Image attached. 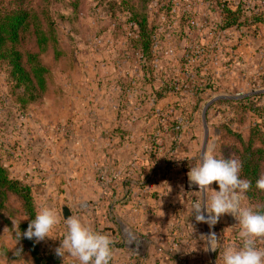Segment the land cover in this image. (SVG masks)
<instances>
[{
  "label": "rangeland",
  "instance_id": "rangeland-1",
  "mask_svg": "<svg viewBox=\"0 0 264 264\" xmlns=\"http://www.w3.org/2000/svg\"><path fill=\"white\" fill-rule=\"evenodd\" d=\"M17 1L2 0L0 9H17ZM226 3L240 21L222 30ZM30 4L16 45L30 81L18 84L0 60V164L9 177L31 188L36 210L55 209L64 236V208L109 235L111 264H222L200 237L215 233L221 252L239 247V225L230 214L211 227L197 222L192 203L212 192L189 187L187 173L205 151L223 159L235 144L229 131L244 140L253 128L264 132V0ZM136 19L152 34L150 50L134 40ZM36 29L48 35L44 54ZM28 55L47 69L44 91ZM238 194L242 207L260 208ZM27 221L17 196H0V264L19 258ZM4 242L16 243L11 256ZM255 245L264 250V237Z\"/></svg>",
  "mask_w": 264,
  "mask_h": 264
},
{
  "label": "clouds",
  "instance_id": "clouds-1",
  "mask_svg": "<svg viewBox=\"0 0 264 264\" xmlns=\"http://www.w3.org/2000/svg\"><path fill=\"white\" fill-rule=\"evenodd\" d=\"M242 166L239 160L217 158L211 151H205L200 161L190 167L187 177L189 187H196L204 193L211 191L212 195L202 201H194L191 215H195L197 222L207 223L210 227L225 214H230L237 221L239 247L227 246L221 252V241L215 233L200 237L206 241L207 251L219 250L222 264H264V250L255 245L257 238L264 237V213L241 206L238 193L251 188L250 180L240 178ZM214 182L218 191L210 187ZM256 187L264 190V178L256 181ZM59 223L55 209L42 206L35 212L27 230L18 232V240L22 235L36 243L44 241L52 237L51 233ZM64 223L67 232L55 250L57 256L70 255L78 264H111L113 241L109 235L93 230L78 215L64 218Z\"/></svg>",
  "mask_w": 264,
  "mask_h": 264
},
{
  "label": "trees",
  "instance_id": "trees-1",
  "mask_svg": "<svg viewBox=\"0 0 264 264\" xmlns=\"http://www.w3.org/2000/svg\"><path fill=\"white\" fill-rule=\"evenodd\" d=\"M1 2L2 0H0ZM29 2L30 0H18L17 9L5 10L6 12H2V7L0 9V60H8L14 76L18 75V78H16L18 84L30 81L28 79L26 80L28 74L25 71L26 67L23 63V56L16 49L21 30H28L30 26L29 18H32L33 10L31 9V4L28 7ZM138 20H132L134 21V25L138 27L137 38L134 40L140 46L141 50H150L153 44L152 34L147 26L137 22ZM239 21V12L233 11L226 3L221 10L222 30L239 25ZM34 35L37 38L41 53L44 54L45 49L50 47L49 42L44 44L48 35L45 36V32L41 29H36ZM28 56V63L26 64L31 67L30 74L36 77L38 86L41 91H44L46 79L43 75L47 73V69L37 60V56ZM249 101L250 99L246 98L241 101V104L246 107L247 104L244 102ZM229 134L235 138V144L229 152H225L223 159H231V155H233L236 160L242 162L243 166L240 178L251 181V188L244 194L248 200L260 204L257 212L264 213V190L256 187V181L262 178L264 170V132L259 127L253 128L250 130L247 140H244L240 135L233 134L231 131H229ZM7 195H15L22 201V207L28 218V221L20 228L21 233H23L27 230L31 219L34 218L35 212L37 211L31 188L23 185L19 181L11 179L7 169L0 164V196L6 197ZM18 241L23 243V248L17 252L19 258L13 259L7 257L11 262L23 261L25 259L24 255L30 254L33 258V264H63L62 257L57 256L56 253L42 249L41 245L36 243L34 239L29 240L25 238L24 240L22 238ZM3 252L7 253V256H11L10 253H13L7 249H4ZM69 264H78V262L74 260Z\"/></svg>",
  "mask_w": 264,
  "mask_h": 264
},
{
  "label": "crops",
  "instance_id": "crops-1",
  "mask_svg": "<svg viewBox=\"0 0 264 264\" xmlns=\"http://www.w3.org/2000/svg\"><path fill=\"white\" fill-rule=\"evenodd\" d=\"M55 230L51 233L52 237L51 238H47L45 241H41L39 244L41 245L42 248H44L46 251H51V248L54 249L56 246L55 244L58 242V240L56 239L54 233H62V236L58 234V236H61V239H63L64 237V228H54ZM61 231V232H60ZM61 243V241H59ZM5 243V244H4ZM2 243V252L4 251V247L6 246L7 250L9 251L11 248L10 247H14L16 245V243H7L4 242ZM17 247V246H16ZM26 259H28L30 261V263L33 264V258L31 255L27 254ZM73 259V258H72ZM16 263V262H15ZM14 262H11L7 257H2V264H15ZM23 263V262H22ZM70 263V262H69Z\"/></svg>",
  "mask_w": 264,
  "mask_h": 264
},
{
  "label": "water",
  "instance_id": "water-1",
  "mask_svg": "<svg viewBox=\"0 0 264 264\" xmlns=\"http://www.w3.org/2000/svg\"><path fill=\"white\" fill-rule=\"evenodd\" d=\"M63 216L65 219H67L69 216H71V212L68 208L63 209Z\"/></svg>",
  "mask_w": 264,
  "mask_h": 264
}]
</instances>
